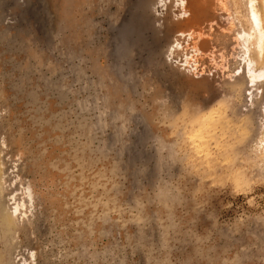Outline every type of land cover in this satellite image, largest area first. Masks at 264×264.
Wrapping results in <instances>:
<instances>
[{"label":"rangeland","instance_id":"rangeland-1","mask_svg":"<svg viewBox=\"0 0 264 264\" xmlns=\"http://www.w3.org/2000/svg\"><path fill=\"white\" fill-rule=\"evenodd\" d=\"M140 1H102L94 46L85 41L88 0H19L16 12L0 10V264H158L157 247L171 239L173 251L187 252L195 230L210 237L208 264H264V180L233 191L176 178L163 155L158 164L141 119L165 95L177 107L186 94L208 106L223 87L241 86L237 15L249 0H164L162 8L156 0L152 32L130 38V57L118 59L114 26L130 10L140 15ZM251 1L264 48V0ZM16 36L19 47L5 44ZM243 90L240 111L259 131L264 85L253 97ZM157 167L176 189L171 202L153 196Z\"/></svg>","mask_w":264,"mask_h":264},{"label":"clouds","instance_id":"clouds-1","mask_svg":"<svg viewBox=\"0 0 264 264\" xmlns=\"http://www.w3.org/2000/svg\"><path fill=\"white\" fill-rule=\"evenodd\" d=\"M243 91L238 84L223 87L219 98L208 106L188 94L180 99L179 107L167 95L157 98L150 119H141L152 130L150 145L157 152L158 164L163 155L165 171L173 174L179 168L174 177L202 180L205 185L214 182L218 188L233 191L251 188L254 176L264 180V119L257 131L252 119L240 111ZM152 190L161 204L177 195L172 182H161L158 167ZM137 199L134 196L129 202L133 208ZM187 240V252L173 251L171 239L168 248L157 247L158 264H208L207 231L195 230Z\"/></svg>","mask_w":264,"mask_h":264},{"label":"bare ground","instance_id":"bare-ground-1","mask_svg":"<svg viewBox=\"0 0 264 264\" xmlns=\"http://www.w3.org/2000/svg\"><path fill=\"white\" fill-rule=\"evenodd\" d=\"M18 1L19 0H14V1L0 0V10H3V8L6 6H10L13 9V11L16 12L17 9H20V6H24L23 2H22L23 5H20V3H18ZM88 1L90 2V5L88 6V11H87L88 12L87 16H88L89 20L87 21V28H86V32H85V41H86L87 46H94V45L100 44L102 41L101 39L103 37L102 32H103L104 28H103V22L101 20V16H103L102 0H88ZM24 2H26V4L28 5L30 0H24ZM155 3H156V0H143V1L141 0L139 5H138V8H137L138 11L141 13L140 15H138L136 17L129 18L128 20H126L125 22L123 21L122 23L117 21L118 23L115 24L114 28L116 30L118 28H120L119 30H117L118 33L115 34V36H113L117 40L120 38V40H119L120 42L118 44H114V45H116L114 50H115V54L118 55L117 56L118 59H120L122 56L128 57V58L130 57V53L127 51V48H129V50L131 51L130 38L132 40L139 41L140 38L145 37V35H147V32H150V33L152 32L153 29L151 27V22L153 21L154 18L151 16L152 13L150 14V10L154 9V6H156ZM26 4H25V6H26ZM165 4L166 3L164 2V0H161L157 6H160V8H162L163 6L165 7ZM253 4L254 3L251 0H249L246 13H244V14L239 13V16L237 15L239 23L245 27V30H243V33L240 32L237 34L238 39L243 42L242 47L244 50L243 56H241L239 58L240 65L237 69L238 74H239L238 78H240L242 81L241 86L245 89H248L247 91L251 92L250 96H252V97L254 95L253 91L264 85V48H263V37H262V33H261L262 29H261L260 19L257 15V11H256L255 6ZM241 6H243V5H241ZM32 9H33V7H32ZM237 9L238 10L241 9L240 6H238ZM24 10L31 13L33 16H35V12L38 13V11H36L34 9L31 10L30 6H26V8H24ZM39 10H40V8H39ZM43 10H44V8H43ZM128 10H129V8H128ZM13 11H12V13H13ZM13 14H15V13H13ZM18 16H20V15H18ZM25 16H27V15H25ZM37 16H39V13L37 14ZM20 19H22V18H20ZM36 19L38 21L40 20V19H38V17ZM102 19H103V17H102ZM120 19H121V16H120ZM112 21H113V19H112ZM20 23H21V21H20ZM53 28H54V26H53ZM44 29H47L48 33L46 31L44 33H45L46 37L48 38V40H50V38L53 39V36L50 35V29H52L50 23L46 26L44 25ZM17 35H19V34H17ZM179 37H186L187 38L188 36H186L184 34H180ZM189 37H190V35H189ZM13 39L14 38L10 37L9 40L5 41V44L6 43L7 44L13 43V44L18 45V40H16V39H18V37L16 36L15 41H12ZM19 42H20V40H19ZM175 42H177V43L172 44L173 50H175L177 47L180 46V42L178 40H176ZM250 44L253 45V48H251ZM19 46L20 45H18L17 47H19ZM6 47L8 48V46H6ZM252 50H254V53H252L253 52ZM75 55H76V52H75ZM122 60H124V59H122ZM263 111H264V107H263ZM28 191L30 192V189H28ZM29 195H31V194H29ZM30 198H32V197H30ZM14 209H16V208H14ZM17 212H18V210H16V213ZM7 218L9 219L10 215H7ZM9 222L12 224L13 227L16 226V224H15L16 221L13 222L12 218L9 219ZM19 223L22 224V222H19ZM7 224H9V223H7Z\"/></svg>","mask_w":264,"mask_h":264},{"label":"crops","instance_id":"crops-1","mask_svg":"<svg viewBox=\"0 0 264 264\" xmlns=\"http://www.w3.org/2000/svg\"><path fill=\"white\" fill-rule=\"evenodd\" d=\"M102 1H104V0H102ZM102 8H103V14H104V12H105V10H104V3H103V5H102ZM134 10H135V9H134ZM151 11H152V10H150V12H151ZM120 12H124V11H120ZM133 12H134V13H133ZM125 14H127V13H125ZM125 14H124V15H125ZM136 16H137V14H136V10H135V11H131V10H130L129 13L127 14V16H124V17H123L124 19L121 18V19H122V20H121V19L119 18L118 21H119L120 23H122L123 21L125 22V21L128 20L129 18L136 17Z\"/></svg>","mask_w":264,"mask_h":264}]
</instances>
